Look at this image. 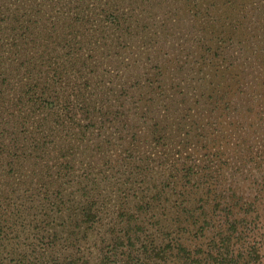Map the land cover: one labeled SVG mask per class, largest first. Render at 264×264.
<instances>
[{
	"label": "rangeland",
	"instance_id": "374dc122",
	"mask_svg": "<svg viewBox=\"0 0 264 264\" xmlns=\"http://www.w3.org/2000/svg\"><path fill=\"white\" fill-rule=\"evenodd\" d=\"M3 14L7 26L1 35L6 39L20 42L26 26L37 37L28 52L34 51L30 56L41 63L45 81L53 91L70 94L74 103L78 97L89 104L93 101L99 109L105 106L103 102L119 104L124 98L119 124L113 114L101 110L91 116L93 123L99 124L97 129L85 130L92 140L79 141L84 130L79 123L88 122L81 113H74V133L72 123L68 124L71 127L66 123L53 125V151L74 155V188L80 185L78 181H84L85 174L101 183L124 185L125 162L117 157L110 161L98 147L107 150L109 140V148L120 150L114 145L124 134L132 141V129H125L122 123L125 119L129 124L141 120L143 142L139 151L152 160V169L139 176L144 181L138 191L142 186L152 187L142 191L153 195L161 192L163 185L177 186V165L182 156L192 155L200 173L192 175L187 187V224L181 223L184 215L180 216L179 208L183 201L174 192L167 195V187L160 198L168 196L164 207L145 212L147 216L136 213L132 218V226L143 227L142 234L135 237L137 247L147 241L146 237L156 244L170 242L176 247L183 239L192 248L216 238L218 227L209 216L204 218L207 206L201 207L199 201L204 196L201 192H205L206 178L220 189L230 186L238 196H256L258 218L264 219V0H0V18ZM141 91H145L144 104L129 97L132 92L138 97ZM114 108L120 110L119 105ZM189 131L202 133L211 139L210 149L221 147L230 156L229 162L224 159L225 178L220 166L208 160L206 149L188 136ZM247 147H253L251 153L262 158V164L252 161L251 154L241 160ZM197 185L201 187L197 189ZM194 190L195 195L191 192ZM102 192L106 207L99 225L88 229L87 234L86 225L79 234H73L74 223H65L62 209L55 207L52 211L50 205V211L44 209L38 220L27 222L22 231L9 233L4 241L12 236L15 245H0V257L14 250L9 257L29 252L31 260L40 255L54 264L75 246L74 237H80L87 258L96 264L101 259V247L108 242L103 237L122 236L130 225L125 216L118 217L111 211L117 203L112 204L109 191ZM131 202L133 209L137 208L139 200ZM176 216L178 221L171 224ZM29 227L26 236L23 231ZM200 227L205 229L199 232ZM34 248L39 254L32 255ZM55 249L60 255L53 257L51 251ZM167 252L168 258L177 255V249L168 248Z\"/></svg>",
	"mask_w": 264,
	"mask_h": 264
},
{
	"label": "trees",
	"instance_id": "16d2710c",
	"mask_svg": "<svg viewBox=\"0 0 264 264\" xmlns=\"http://www.w3.org/2000/svg\"><path fill=\"white\" fill-rule=\"evenodd\" d=\"M5 17L6 14H3L0 18V235L3 233V241L0 245H15L12 236L9 237V241H4L9 233H15V230L22 231L27 222L35 218L38 220L39 214L44 212V209L50 211V205L52 211L55 207L62 209L66 215L63 219L65 223H74L73 234H79L83 225L87 227L85 230L87 234L88 229L99 225L100 214L102 215L103 207H106L102 191L107 190L112 204L117 203L116 208H112L111 211L118 213V217L125 216L130 225L127 227V233L122 236L117 235L115 238L102 236L108 242L101 247V259L96 264H264V219L258 218L257 197L238 196L230 186L220 189L219 186L214 185L211 178H206L207 180L203 182L205 186L202 189L205 192H201L204 196H201L199 201L201 207L207 206V210L203 213L204 218L207 220L206 217L209 216L218 227L216 238L192 248L191 244L182 242L183 239L176 247L170 242L164 244L166 246L156 244L146 237L147 241L137 247L135 237L142 234L143 227L138 224L137 227L132 226L131 220L137 214L147 216L145 212L154 213L160 206L164 207L163 202L168 196H165V199L160 198L167 192V187H169L167 195L174 192V195L177 194L178 199L183 201L184 204L179 208L180 216L184 215L181 223L187 224L185 218L187 213L185 201L189 199L186 198L187 187L192 175L200 173L196 169L192 155L190 158L185 155L177 165L180 172L174 173L180 180L177 186L166 184L167 186L163 187V185L160 188L161 192H154L153 195L142 191V189L150 191L152 187L142 188V186L138 191V185L144 181L139 176L146 175V172L152 169L149 165L152 161L149 159V154L139 151L143 142L139 131L141 120L135 124L134 122L129 124L127 119L122 121L124 128L130 127L133 134L132 141H128L130 139L126 134L120 136L119 142L114 145L121 147L120 150L109 148V140L107 150L101 145L98 147L100 151L109 155L110 161H114L117 157V160L125 162L126 168L123 172L127 176L122 179L126 186L101 183L96 177L85 174L84 181H78L77 185L78 183L80 185L74 188V155L63 150H59L58 153L53 151L54 142L51 138L53 125L66 123L69 126L72 123L73 127L70 129L74 133V113H81L88 122L79 123L84 128L80 133L79 141L85 142L87 138L92 140L85 130L90 131L92 127L97 129L99 124L93 123L91 116L96 114L95 111L101 110L103 114L107 113L109 116L113 114L116 118L115 122L119 124L121 107L124 109L125 105L124 98L119 99V104L103 102L102 105L105 106L99 109L93 106V101L89 104L78 97L74 103L70 94L53 91L47 85L48 81H45L46 75L43 73L41 63H38L34 56H30L34 51L28 52V48L36 44L37 37H33L26 26V33L20 34V42H13V38L6 39L1 35L2 30L7 26ZM144 92L141 91L138 97L133 92L128 95L131 98L135 97L140 104H144L147 101L143 97ZM114 105H119L120 110L114 108ZM145 111L152 114V110ZM195 121L191 122L192 125ZM197 127H199L198 123L195 129ZM91 132L97 131L91 130ZM127 132L131 130L128 129ZM100 135L98 133L95 139L98 140ZM188 136L197 140L201 149H206L208 160L220 166L222 169L220 172L225 178L227 165L224 159L229 162L230 156L221 147L217 150L210 149L211 139L205 138L202 133L189 131ZM252 149L253 147L251 149L247 147V150L241 153V160L247 159L251 154L252 161L262 164V158L251 153ZM200 187L197 185V189ZM154 188L156 189L157 186ZM196 191L191 192L195 195ZM230 191L232 192L228 193ZM136 199L139 200V204L133 209L134 204L131 201ZM166 214L167 212L164 215ZM178 219L177 216L173 218L171 224ZM41 221L49 223L45 218ZM157 221L161 223L160 219ZM251 224L256 225L257 228ZM186 227L189 230L187 225ZM204 229L200 227L198 231ZM29 232L30 227L24 230L23 234L29 236ZM74 238H76L74 247L78 246L77 253L74 254V247L69 248L68 255L60 257L62 260L54 264H92L83 247V239ZM168 248L173 251L177 249V255L168 258ZM33 250L32 255L40 252L38 248ZM13 252H8L6 257H0V264L50 263L44 256L40 258V255L38 258L35 256V261L31 260L29 252H21L15 258L9 257ZM51 253L54 257L59 250H52Z\"/></svg>",
	"mask_w": 264,
	"mask_h": 264
}]
</instances>
